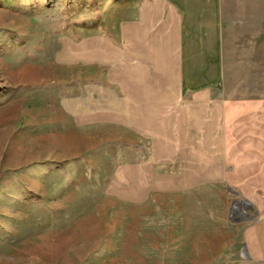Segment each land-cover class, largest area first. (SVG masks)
<instances>
[{"label": "rangeland", "instance_id": "obj_1", "mask_svg": "<svg viewBox=\"0 0 264 264\" xmlns=\"http://www.w3.org/2000/svg\"><path fill=\"white\" fill-rule=\"evenodd\" d=\"M223 4L239 41L264 40V0ZM159 8L0 0V264H264L259 196L183 154L156 106L176 47Z\"/></svg>", "mask_w": 264, "mask_h": 264}, {"label": "crops", "instance_id": "obj_2", "mask_svg": "<svg viewBox=\"0 0 264 264\" xmlns=\"http://www.w3.org/2000/svg\"><path fill=\"white\" fill-rule=\"evenodd\" d=\"M153 1L166 13L157 26L176 45L153 75L163 96L156 106L182 118L183 154L220 157L227 185L259 196L260 223L247 238L264 259V40L239 41L223 0Z\"/></svg>", "mask_w": 264, "mask_h": 264}]
</instances>
